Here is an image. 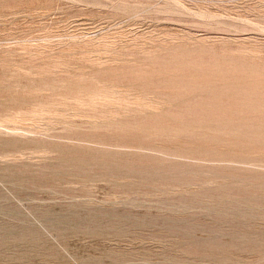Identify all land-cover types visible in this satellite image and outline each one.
Wrapping results in <instances>:
<instances>
[{
	"label": "rangeland",
	"instance_id": "1",
	"mask_svg": "<svg viewBox=\"0 0 264 264\" xmlns=\"http://www.w3.org/2000/svg\"><path fill=\"white\" fill-rule=\"evenodd\" d=\"M0 264H264V0H0Z\"/></svg>",
	"mask_w": 264,
	"mask_h": 264
},
{
	"label": "bare ground",
	"instance_id": "2",
	"mask_svg": "<svg viewBox=\"0 0 264 264\" xmlns=\"http://www.w3.org/2000/svg\"><path fill=\"white\" fill-rule=\"evenodd\" d=\"M81 162V161H80ZM78 164V163H77ZM143 173V172H142Z\"/></svg>",
	"mask_w": 264,
	"mask_h": 264
}]
</instances>
